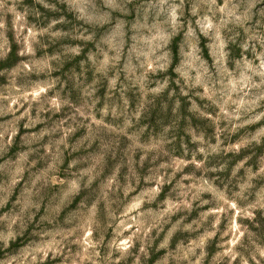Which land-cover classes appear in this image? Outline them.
Masks as SVG:
<instances>
[{
	"label": "rangeland",
	"instance_id": "rangeland-1",
	"mask_svg": "<svg viewBox=\"0 0 264 264\" xmlns=\"http://www.w3.org/2000/svg\"><path fill=\"white\" fill-rule=\"evenodd\" d=\"M0 264H264V0H0Z\"/></svg>",
	"mask_w": 264,
	"mask_h": 264
}]
</instances>
